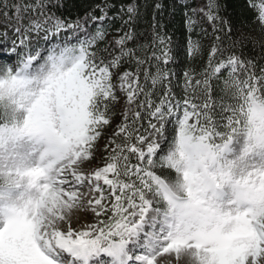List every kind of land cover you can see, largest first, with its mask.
Wrapping results in <instances>:
<instances>
[{"label":"snow or ice","instance_id":"obj_1","mask_svg":"<svg viewBox=\"0 0 264 264\" xmlns=\"http://www.w3.org/2000/svg\"><path fill=\"white\" fill-rule=\"evenodd\" d=\"M67 7L0 0V264H264V0H185L179 77L164 0Z\"/></svg>","mask_w":264,"mask_h":264},{"label":"trees","instance_id":"obj_2","mask_svg":"<svg viewBox=\"0 0 264 264\" xmlns=\"http://www.w3.org/2000/svg\"><path fill=\"white\" fill-rule=\"evenodd\" d=\"M62 2L66 3L69 7L61 8L59 14H63L65 17L69 19H75L77 16H83L87 10H89L91 5H95L96 3H102V0H62ZM118 7L121 4H126L128 0H112ZM141 5H147L150 3V0H139ZM176 3L177 9L174 15H169L172 12V4ZM185 2V0H164L166 5L163 23L166 25V30L169 34L173 36V56L174 62L169 65V68L173 69L177 77L181 76L183 69L186 65L191 63L189 58L186 55V32L182 37L181 33L184 31L182 28V9L179 7ZM193 3V6H197L202 3V0H190ZM231 11V9H229ZM239 14V13H238ZM151 21V9H148L147 14L139 21L138 30L139 31H150L148 28V24ZM205 27L208 28L209 33H211V28L206 24ZM174 33V34H173ZM200 28L197 27L196 30L192 34V39H201ZM0 42H3V38L0 37ZM205 44H207V39L203 40ZM196 64H199V61H195ZM119 114L117 115V120H119ZM101 145H103L104 141L102 140Z\"/></svg>","mask_w":264,"mask_h":264}]
</instances>
